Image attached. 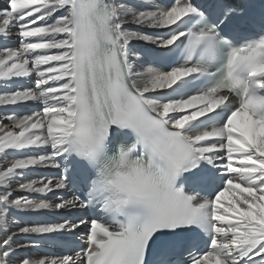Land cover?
<instances>
[{"label":"snow or ice","instance_id":"obj_1","mask_svg":"<svg viewBox=\"0 0 264 264\" xmlns=\"http://www.w3.org/2000/svg\"><path fill=\"white\" fill-rule=\"evenodd\" d=\"M0 89V264H264V0H3Z\"/></svg>","mask_w":264,"mask_h":264},{"label":"bare ground","instance_id":"obj_2","mask_svg":"<svg viewBox=\"0 0 264 264\" xmlns=\"http://www.w3.org/2000/svg\"><path fill=\"white\" fill-rule=\"evenodd\" d=\"M12 42L15 43L14 40H13ZM134 43H141V42H134ZM0 91H2V89H0ZM33 110H34V109H32V108H30V107H26V108H22V109H20L19 111H20L22 114L27 115V114H30ZM0 112H3V109H2V108H0ZM5 123H7V122H5ZM32 178H33V179H39V178H36L35 175H33ZM23 195H27V194L25 193V194H23ZM49 195H51V194H49ZM41 217H42V216H41ZM41 217H39L38 219H34V218L31 217V216L24 215V214H19L16 223L13 224L12 227H13V229H15V228H17V227H19V226H22V224L20 223V219H21V218H25V219H27L28 221H36V222L38 223V222H40ZM26 225H27V224H26ZM29 225H31V224H29ZM29 225H28V226H29ZM27 251L30 253V256H33V257H36V256H42V255H43V254L39 251L38 247H32V248L26 250V252H27Z\"/></svg>","mask_w":264,"mask_h":264},{"label":"rangeland","instance_id":"obj_3","mask_svg":"<svg viewBox=\"0 0 264 264\" xmlns=\"http://www.w3.org/2000/svg\"><path fill=\"white\" fill-rule=\"evenodd\" d=\"M26 220V219H25ZM21 222V221H20ZM21 224H22V226H27L28 225V221L26 220V224H23L22 222H21ZM29 254V253H28Z\"/></svg>","mask_w":264,"mask_h":264}]
</instances>
